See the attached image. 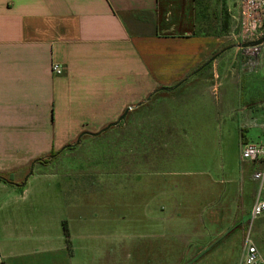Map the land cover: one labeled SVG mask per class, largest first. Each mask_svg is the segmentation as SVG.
I'll use <instances>...</instances> for the list:
<instances>
[{
  "label": "crops",
  "instance_id": "obj_1",
  "mask_svg": "<svg viewBox=\"0 0 264 264\" xmlns=\"http://www.w3.org/2000/svg\"><path fill=\"white\" fill-rule=\"evenodd\" d=\"M233 4L239 17V0H0V176L10 180H0V264H72V254H61L69 242L63 219L51 236L46 197L56 176L35 161L100 131L154 90L176 85L217 49L220 33L173 32L176 25L165 18L209 19L217 6L231 11ZM253 113L264 135L258 127L264 112ZM252 173L247 189L239 179L233 217L223 220L220 210L203 233L183 237L186 254H203V264H236L256 192ZM57 210L65 216L67 209ZM253 222L250 239L264 259V214Z\"/></svg>",
  "mask_w": 264,
  "mask_h": 264
},
{
  "label": "rangeland",
  "instance_id": "obj_2",
  "mask_svg": "<svg viewBox=\"0 0 264 264\" xmlns=\"http://www.w3.org/2000/svg\"><path fill=\"white\" fill-rule=\"evenodd\" d=\"M230 7L217 6L209 19L172 14L166 24L173 22L177 33L215 27L221 35L209 59L243 43L237 38L236 4ZM190 78L175 90L156 93L122 127L95 139L83 135L49 164L56 176L46 197L52 241L54 222L63 219L69 242L61 254H72V264H79V254L80 264L205 262L203 254L185 253L183 237L203 233L206 220L218 219L220 210L223 220L231 219L240 177L245 189L250 185L254 167L241 160L238 145L264 136L253 115L264 112V45L229 49ZM151 146L171 155L161 152L158 159ZM61 205L65 216L57 210ZM243 223L251 238L254 222ZM242 260L237 254L236 264Z\"/></svg>",
  "mask_w": 264,
  "mask_h": 264
},
{
  "label": "built area",
  "instance_id": "obj_3",
  "mask_svg": "<svg viewBox=\"0 0 264 264\" xmlns=\"http://www.w3.org/2000/svg\"><path fill=\"white\" fill-rule=\"evenodd\" d=\"M239 7L237 38L246 43L264 36V0H239ZM52 72L56 75L61 74L60 66L53 64ZM258 127L264 133V122L259 123ZM238 148L242 161L257 166L256 171L252 173V179L256 183V192L250 210V218L253 221L264 214V141H243L239 143ZM242 254L243 264H264V259L249 235L244 237Z\"/></svg>",
  "mask_w": 264,
  "mask_h": 264
},
{
  "label": "water",
  "instance_id": "obj_4",
  "mask_svg": "<svg viewBox=\"0 0 264 264\" xmlns=\"http://www.w3.org/2000/svg\"><path fill=\"white\" fill-rule=\"evenodd\" d=\"M264 45V36H262L261 38L255 40V41H252V42H247V43H242V44H238V45H235V46H231V47H227L221 51H219L218 53H216L215 55H213L211 58H209L204 64H202L200 67H198L194 72H192L191 74H189L184 80L180 81L179 83H177L176 85L172 86V87H161V88H158L156 90H154L150 95L147 96V98L135 105V106H132V107H128L125 109V111L121 114V116L113 123H110L108 125H106L103 129H101L100 131L96 132V133H82L80 134L76 141L69 145V146H66L63 149L67 148V147H72V146H77L80 142V139L83 135H91V136H98L100 134H102L103 132L109 130L111 127H115L117 126L121 121L124 120V118L126 117V115L128 114V112L132 111L133 109L145 104L146 102H148L151 97L160 92V91H164V92H167V91H172V90H175L176 88H178L185 80H187L191 75H194L196 73H198L199 71H201L204 67H206L207 65L211 64L213 61H215L221 54H223L225 51L229 50V49H232V48H248V47H260V46H263ZM33 165H34V162L31 163L30 165V170H29V173L28 175H31L32 173V170H33ZM26 179L27 177L23 180L22 184L21 185H24L25 182H26Z\"/></svg>",
  "mask_w": 264,
  "mask_h": 264
},
{
  "label": "trees",
  "instance_id": "obj_5",
  "mask_svg": "<svg viewBox=\"0 0 264 264\" xmlns=\"http://www.w3.org/2000/svg\"><path fill=\"white\" fill-rule=\"evenodd\" d=\"M201 19V18H200ZM211 24L209 23V25L208 26H210ZM213 27V26H212ZM215 27H214V29H209V31L207 32V31H204L205 32V34L206 35H209V36H215L216 34V32H215ZM200 32V30L198 31H195V32H193V33H199ZM201 66V65H200ZM199 66V67H200ZM211 66V64H209V65H207L206 67H204L201 71H203V70H205V69H207V68H209ZM201 71H199L198 73H196L195 75H198ZM138 109H140V107L138 108ZM138 109H135V110H133V111H131L129 114H127V116L124 118V120L123 121H121L117 126H115V128L117 127H122L123 125H125V123H126V121H127V119H128V117H130L133 113H135ZM83 137V136H82ZM92 138H98L99 137V135L98 136H91ZM83 141V139H81V141H80V143ZM66 149H72V147H67V148H65V149H63V150H59V151H52V152H50V154L48 155V156H46V157H43V158H40V159H38V160H36L35 162L36 163H39V164H42V165H44V166H46V165H48V164H51V162H53L58 156H60ZM151 150L153 151V152H151L153 155H155V157L156 158H158L159 159V157H160V155H161V152H163V153H166L165 155L166 156H169V155H171V153L169 152V151H164L163 149L162 150H158V153H157V150H156V147L155 146H151ZM154 151H156V153L154 152ZM158 164H156V165H154V167H148L149 169H155L156 168V166H157ZM0 180L1 181H3V182H5V183H9L10 182V180L8 179V178H6V177H4V176H0ZM63 233H64V237L66 238V239H68V230H67V228L65 227V226H63Z\"/></svg>",
  "mask_w": 264,
  "mask_h": 264
}]
</instances>
